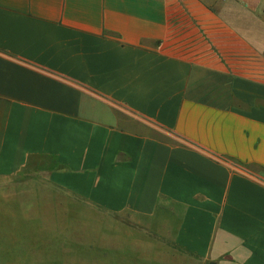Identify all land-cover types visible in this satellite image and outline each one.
Here are the masks:
<instances>
[{"label": "crops", "instance_id": "1", "mask_svg": "<svg viewBox=\"0 0 264 264\" xmlns=\"http://www.w3.org/2000/svg\"><path fill=\"white\" fill-rule=\"evenodd\" d=\"M36 156L143 219L56 225L36 263L264 264V0H0V177Z\"/></svg>", "mask_w": 264, "mask_h": 264}, {"label": "rangeland", "instance_id": "2", "mask_svg": "<svg viewBox=\"0 0 264 264\" xmlns=\"http://www.w3.org/2000/svg\"><path fill=\"white\" fill-rule=\"evenodd\" d=\"M53 164L51 158L39 156L20 173L0 177V264H39L32 261L43 255L38 250L49 251L68 243L58 235L65 231L55 229L59 224L143 220L128 213H103L53 186L48 180ZM167 245L166 252L160 245L159 264H198Z\"/></svg>", "mask_w": 264, "mask_h": 264}, {"label": "trees", "instance_id": "3", "mask_svg": "<svg viewBox=\"0 0 264 264\" xmlns=\"http://www.w3.org/2000/svg\"><path fill=\"white\" fill-rule=\"evenodd\" d=\"M34 157H35V156H34ZM36 157H37V156H36ZM31 161H32V157L28 158V161H27V163H26V166L24 167V169H22V171L25 170L26 167L29 166V165L31 164Z\"/></svg>", "mask_w": 264, "mask_h": 264}]
</instances>
